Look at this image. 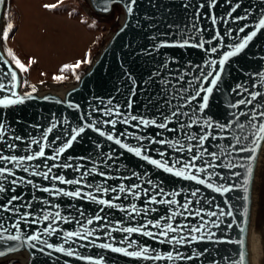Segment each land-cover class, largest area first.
<instances>
[{
	"label": "water",
	"instance_id": "obj_1",
	"mask_svg": "<svg viewBox=\"0 0 264 264\" xmlns=\"http://www.w3.org/2000/svg\"><path fill=\"white\" fill-rule=\"evenodd\" d=\"M10 0H4L0 4V55L14 69L22 81L26 82L27 72H21L16 68L14 61L8 56L4 45L3 32L6 24V14ZM87 8L99 18H106L114 13L116 7H120L122 14L119 22L109 33L105 42L97 53L92 57L91 64H87L77 75L80 80L74 77L64 82H54L46 85L37 86V91L33 93L34 99L25 98L23 103L10 105L7 108L0 106V122L5 124L7 133L3 140H0V149L4 155H16L18 157L31 154L26 149L31 148L33 152L39 151L36 145H30L32 139H40L47 128L52 123L59 122L58 126L48 134V140L53 142V148H45L46 156L51 157L55 154L54 148L62 146L72 134L71 129L82 126V116L88 118V113L93 108H113L119 109L122 113L136 115L149 120H156L158 123L162 119V113L167 115L171 109L165 105L166 99H171L173 94L177 98L173 100V107L176 104H183L179 99V89L189 87L185 81L191 80L194 75H198L200 69L196 65H204L210 59L219 60L222 52L231 49L223 47L220 53L209 55L203 49L194 47H179L184 40L194 36V40L189 43H198L199 40H210L219 31L224 36L223 44L229 45L239 42V39L255 30V25L260 17L264 15V0H217L216 6L208 10V0H137L134 13L131 17L126 14V9L119 0L109 3L110 11L104 12L97 6V0H84ZM240 3L241 7L233 13L235 16H244L246 20L235 21L227 17L235 3ZM190 6L185 8L184 4ZM204 3L205 8L199 9L200 16H196L198 5ZM211 15L218 17L217 23L213 25ZM224 17L225 20H220ZM227 21V22H225ZM196 24V28L192 25ZM244 25H248L245 33L234 31ZM123 29V31H121ZM202 29V31H197ZM227 29H232L231 35L227 34ZM233 37H236L234 40ZM161 42H166V47H157ZM219 41H214L211 45L205 44V49L217 46ZM217 67H219L217 65ZM8 65L0 61V73H7ZM264 73V30L258 33L257 37L249 43L243 53L230 58L225 65V72L219 83V89L214 90L210 97L209 107L202 114L204 118L210 119L214 124H229L233 121V112L249 113V116L240 117V123L245 127L240 129L233 124L230 129L220 133L218 129L201 128L194 125L192 128L181 129L180 124L188 123V117L174 119L169 128L176 131L162 130L154 125L133 127L137 121L130 124L117 123L113 129L110 125H98L102 130L111 132L115 137L121 138L123 143L130 146H137L136 136L144 137V146L149 149L146 153L151 158L167 160L169 166L179 160L174 171L179 170L185 161H189L192 155H200L202 148H195L192 153L177 151L168 144L149 143L150 140H172L180 141L185 145L196 144V141H187L184 137L185 132L202 134L211 132L215 136H224L226 139H212L209 137L205 141L204 148L208 152H216L220 155L219 160H212L207 154L204 159L216 164H227L229 161L235 165L234 168L217 167L214 170L218 175L213 176L209 181L214 186L223 184L225 187L232 186L228 193H217L206 185H200L195 181L177 177L174 173H167L163 169L149 164L140 157L116 145L113 141H108L98 133L87 129L81 134L73 146L67 149L57 161L51 159L37 158L31 162H25L29 172H24L22 168H15L13 164L7 163V167L12 168L16 177H24L25 180H32L33 185L22 183L16 185V192L11 191L0 193V204L6 203L12 195L22 196V201L15 202L19 207L22 203H31V209L20 207L21 213H32L29 220L47 212H60L66 220H58L56 223L57 232L52 236H44L43 239L52 243L55 247L63 246L66 250L73 251V256L65 253L47 249L42 244L37 243L35 248L27 244L20 245L16 250L0 257V263L22 258V264H236L240 259V254H245L244 264H264V139L258 141V146L253 143L256 137L264 135L259 133L260 123H264V118L253 121L255 127L248 124L251 119L250 113L264 111V108H254L252 105H241L233 109L230 103H235L243 93V88L249 91L264 92V87L260 86V75ZM129 74L132 79H129ZM184 76V81L177 83V78ZM10 78L0 74V81H9ZM133 80L135 88H133ZM168 81V84L162 83ZM256 85L253 87V85ZM237 85H242L237 92ZM207 86V85H206ZM19 95L31 92L32 89L18 87ZM135 91V95H133ZM9 95L8 92H0V98ZM203 95V94H202ZM44 97L49 99L45 100ZM14 98V97H13ZM112 100L109 105L108 101ZM132 107L129 108V101ZM260 104L264 105V97L258 98ZM201 101H193L196 107ZM255 103V102H254ZM69 104L79 105V108L70 107ZM189 111L187 107L181 109ZM198 110V109H197ZM104 120L117 119L115 115L105 117L100 112H92L90 119ZM120 119H123L121 117ZM127 132L128 136H120V133ZM255 133V136L253 135ZM20 136L23 139L16 141L12 139ZM240 136L242 139L237 145L233 137ZM59 137V140L55 138ZM243 137H247L244 139ZM15 143V150H9L5 144ZM100 145V147H97ZM226 145L229 147L226 155L222 149ZM240 148H255L254 151H239ZM159 152H164L161 156ZM113 154V159H106L105 154ZM71 157V159H69ZM83 158V159H82ZM65 164L82 165L80 171L74 168H53L50 176L63 175L66 180L80 179V185H69L60 183L57 180H45L41 176H33L31 172L47 171L44 165ZM197 166L203 167L202 161L195 162ZM5 166V162H0V167ZM95 168L96 171L91 170ZM249 169L251 172L249 173ZM192 174H197L195 169L190 170ZM83 173H90L83 175ZM99 173H104L101 176ZM134 173L136 175H134ZM239 173V175H234ZM200 178L207 179L204 173L198 174ZM11 176L8 177L10 181ZM247 180V184H245ZM151 181V183H148ZM133 185H139L134 189L139 196H132L127 192H120L123 186L126 190ZM7 188H12L11 183H6ZM49 187L53 190L63 189L64 191H75L78 188L83 193H91L100 199L108 200L116 207L101 205L93 201L90 197L79 198L69 197L62 194L56 195L46 193L38 189ZM100 187L108 188V192H98ZM115 187L116 192L111 189ZM247 188V192L244 189ZM163 190L162 193L160 190ZM199 189L196 197L191 196V192ZM144 190H148L145 195ZM155 195L157 200H175L176 204L150 203L151 197ZM119 196V199L116 197ZM248 199L245 200L244 197ZM187 200L192 203V215H177L170 220H165L175 211L177 213L184 210L180 205ZM135 204L140 214L131 213V205ZM126 208L127 212L122 210ZM156 209L148 211V209ZM43 209V212H41ZM103 209V211H101ZM200 210V216L195 213ZM232 212L231 216L220 215L221 212ZM215 212L216 216L209 213ZM131 213V215H129ZM103 217L97 221L95 217ZM0 223L9 229L10 234H17V229L12 228V224L19 219L18 215L11 213H0ZM202 217V218H201ZM93 220L92 224L87 221ZM148 220L159 221L162 225L171 223L174 227L183 226V233L186 237L196 236L195 241L182 245L174 246L169 243H161L159 237L153 239L139 233H125L119 230L123 227H137L145 224ZM48 222L40 219L39 223H21L19 233L22 238L26 235L43 232ZM218 225V226H217ZM200 228L201 232L192 231ZM241 228L245 231L241 232ZM154 233L159 229L149 226L148 229ZM93 231V235L87 240L80 237H65L68 232ZM111 232L109 237L108 233ZM5 233V235L9 234ZM208 233H214L212 239L207 238ZM177 235L169 233V236ZM204 239H200L201 236ZM243 240L244 244L237 241ZM110 244L112 247L125 248L128 251L139 250L148 247V255L157 254L166 257L169 252L173 255L178 251L185 257L192 256V259L178 260H153L143 257L126 256L123 252L112 251L111 248H101L100 244ZM132 243L133 247L128 248ZM18 242L8 241L0 244V249L7 246L16 245ZM44 247L43 251L39 249ZM202 253V255H198Z\"/></svg>",
	"mask_w": 264,
	"mask_h": 264
},
{
	"label": "snow or ice",
	"instance_id": "obj_2",
	"mask_svg": "<svg viewBox=\"0 0 264 264\" xmlns=\"http://www.w3.org/2000/svg\"><path fill=\"white\" fill-rule=\"evenodd\" d=\"M4 0H0V4H2ZM62 2V0H61ZM115 2V0H97V6L101 8L102 11L108 12L110 11L108 4ZM120 3L123 4L124 8L126 9V14L128 17H131L134 13V7L137 4V0H119ZM228 3H232V0H227ZM217 4V0H208V10L210 11L213 9ZM58 5L56 4H45L44 7L46 9H54ZM190 5L188 3L184 4V7L187 8ZM198 11L196 13V17L200 16V11L199 9H204L205 4L201 3L198 6ZM241 7L240 3H235L234 6L231 8V10L227 13V17L229 19L235 20V21H240V20H246L247 19V13L244 16H235L233 17V13L237 11ZM210 19L212 20L213 25L217 23L218 17L215 15H211ZM220 20H225L224 17H220ZM227 22V21H225ZM8 29L10 30L13 26L11 24H8ZM193 28H196V24L192 25ZM248 25H244L238 29H235L234 31L238 33H245ZM261 30H264V15H262L258 21V23L255 25V30H252L250 33H247L245 36L239 39V42L234 43V44H229V45H224L223 40L224 36L220 34L219 31L215 32V35L212 37L210 40H205V39H200L198 43H189V40H194V36H190L189 39H186L183 41V43L179 44V47H194V48H199L203 49L206 53L209 55L211 54H217L221 52V49L223 47H227L231 50L229 51H224L222 52V58L219 60L217 59H210L205 62L204 65H196L195 67L200 69L198 75H194L191 80L185 81L189 85V87H182L180 88L179 91V99L183 101V104H176L174 107L173 105V100L177 98L176 94H173L171 99H166L165 100V105L171 109L170 113L167 115H162L161 121L158 123L156 120H149L145 119L143 117H138L136 115H131V114H125L119 111V109H113L110 107L107 108H93L91 112L88 113V118L92 117V112H100L103 116L105 117H111L115 115L117 119H104V120H97V119H88L85 118L84 116L81 117L83 124L82 126L78 128H73L71 129V135L67 139V141L59 147L54 148L55 154L52 155L51 157L46 156L45 148H53V142L48 140V134L51 133L59 124V122L52 123L49 128L45 131V133L41 136L40 139H32L29 144L30 145H36L39 147V151L33 152L31 148L26 149V151L31 152V154L25 155V156H16V155H4L3 150L0 149V162H5V166L0 167V193H5L8 191H11L12 193L16 192V185L22 184V183H27L29 185H35L33 184L32 180H25L24 177H16V173L13 171L12 168L7 167V163H11L14 165L15 168H22L24 172H29V168L25 166V162H31L36 160L37 158H44L45 160L51 159L52 161H57L60 157L61 154H63L67 149H70L73 146V142L77 140L81 134L85 133L87 129H91L92 131L98 133L101 137H105L108 141H113L116 145L120 146L121 148L126 149L128 152L133 153L136 157H140L143 160L147 161L149 164L156 166L157 168L163 169L167 173H174L175 176L177 177H182L187 180L195 181L196 183L200 185H206L207 188L212 189L213 191L217 193H228L229 191L232 190V186L225 187L223 184L219 186H214L213 183H210L209 181L213 178V176L218 175L213 172H209V169H215L217 167H229V168H234L237 167L238 165H235L231 163L230 161L227 164H216L212 163L209 160L204 159V155L207 154L208 157H210L212 160H219L220 155L216 152H208L207 148H204L205 141L211 137L212 139H226L224 136H215L211 132H206L202 134H197V133H192V132H185L184 137L187 141H196V144L189 143L187 148L185 149V145L181 144L180 141H172V140H155L152 139L149 141V143H157V144H168L170 147L176 149L177 151H187L188 153H192L195 148H202L203 151L200 153V155H192L191 159L189 161H185L182 165V167L179 170L174 171V168L177 163H180L179 160L175 161L172 166H169L167 160H158L151 158L149 155L146 153L149 151L148 148L144 146L142 141L145 139L144 137L136 136L135 139L138 141L137 146H130L127 143H123L121 138L115 137L113 133L111 132H106L102 130L101 127L98 125H104V126H111L113 129L117 125V123L122 122L125 124H130L131 121H137L138 123L136 125H132L133 127H139L140 125L143 126H149V125H154L155 127L162 129V130H168V131H176V129L169 128V124L176 118L179 117H188L189 122L188 123H182L180 124L181 129L185 128H192L194 125H198L201 128H207V129H214V124L210 119H206L203 117V113L205 110L209 107L210 104V97L212 96L214 90L219 89V83L222 79V73L225 72V65L226 63L230 60V58L236 57L239 54L243 53L244 50L249 46V43L253 41L255 37H257L258 33L261 32ZM123 31V29H121ZM197 31H202V29H197ZM227 34L231 35L233 30L232 29H227ZM9 38V32L4 31L3 32V39L7 41ZM235 40L236 37H233ZM214 41H219L220 43L217 44V46L210 47L205 49V44L211 45ZM169 46L167 45L166 42H161L160 45L157 47H166ZM8 56L12 58V61H14L16 68H18L21 72H27L28 67L16 56V54L12 51V49L7 50ZM91 54L86 53L85 58L83 60H78L76 61L75 64H66L61 68V72H64L65 70L71 69L75 72L76 69H79L82 65L84 64H91ZM0 61L3 62L4 65H8L9 70L7 73H0L2 75H5L10 78L9 81H0V92H8L9 95L4 96L3 98H0V106L7 108L10 105H16L23 103L25 98L28 99H34L35 97L33 96V93L37 91L35 85H30L32 91L31 92H26L23 95H19L16 91L18 87H23L26 82L22 81V79L18 76L17 72L11 68L9 65V62L7 60L3 59V56L0 55ZM36 61L34 59L29 60V64H35ZM217 65L219 67H217ZM260 75V86L264 87V73L259 74ZM68 77L67 76H62V75H57L54 76L53 79L57 82H61L63 80H66ZM76 80H80V76L76 75L75 76ZM129 79H132L130 74H129ZM180 81H184V76H180L177 78V83ZM162 83L168 84V81H163ZM207 85V86H206ZM256 85L254 84L253 87ZM243 87L242 85H237L236 89H232L233 92H237L238 89ZM133 88H135V81L133 80ZM243 92H247V96H243V93H238L242 96L241 99H239L235 103H230L229 107L236 109L239 108L241 105H252L254 108H264V105L260 104L258 98L264 97V92L261 91H249L248 88H243ZM135 95V91L132 93ZM203 94V95H202ZM14 97V98H13ZM45 100L49 99L48 97H44ZM201 101L196 107H193V101ZM255 102V103H254ZM108 104H112V100L108 101ZM70 107L79 108V105H72L69 104ZM128 107H132V102L131 100L129 101ZM187 107L189 111H182L181 109ZM198 109V110H197ZM232 116L234 117L233 121L230 122L229 124H216L215 129H218L220 133H223L226 131V129H230L233 124L238 125L240 129H243L245 125L243 123H240V117L245 116L246 118L249 116V113H244V112H233ZM251 119L248 120V124L251 125L252 127H255V124H253V121L258 120L259 118H264V111H259V113L252 111L250 113ZM123 117V119H120ZM214 129V130H215ZM259 133H264V123H260L259 128H258ZM7 133V129L5 127V124L3 122H0V140H3L4 136ZM129 134L127 132L120 133V136H128ZM255 136V133L253 134ZM244 139H247V137H243ZM12 139L16 141H20L23 138L20 136H15ZM56 140H59V137L55 138ZM233 139L236 140V144L238 145L240 143V140L242 137L236 136L233 137ZM264 139V135L256 137V139L253 141L256 146H258V141ZM5 146L9 150H15L17 145L15 143H6ZM97 147H100V145H97ZM232 147L234 148V145H226L222 151L226 155H231L230 152H228V148ZM255 148L248 149V148H240L239 151H254ZM159 154L163 157L165 156L164 152H159ZM106 159L112 160L113 159V154L107 153L105 154ZM71 159V157H69ZM83 159V158H82ZM196 161H202V164L204 165L203 167H199L196 165ZM44 167L47 168V171H36L33 170L31 172V175L33 176H41L45 180H57L60 183L64 184H69V185H80L81 180L80 179H70L66 180V178L63 175L60 176H50V173L52 172L53 168L57 167H62V168H74L75 171L79 172L82 165H73L71 163H65V164H56L53 163L51 165H44ZM191 169H195V172L197 174H192L190 171ZM92 172H95L96 169L93 168L91 170ZM251 172V169H249V173ZM204 173L207 177V179L200 178L198 174ZM90 173H83V175H88ZM101 176L105 175L104 173H99ZM134 175H136L134 173ZM234 175H239V173H234ZM11 176L12 179L9 181L8 177ZM247 180H245V184H247ZM6 183H11L13 185L12 188H7ZM148 183H151V181H148ZM140 187L139 185H133L129 189H125L123 186L119 188L120 192H127L128 194L132 196H139L138 192H135L134 189ZM40 191L46 192V193H53L56 195L62 194L64 196H69V197H79V198H87L90 197L93 201L98 202L101 205H106L109 207H116V205L112 204L108 200L100 199L97 201L96 197L93 196L91 193H83L81 189H77L75 191H64L63 189H55L53 190L52 188L49 187H43L38 189ZM98 192H108L109 189L105 187H100L96 189ZM112 192H116L117 189L113 187L111 189ZM162 189L160 192L162 193ZM245 192H247V188L244 189ZM148 190H144L145 195H147ZM199 193V189L196 191L191 192L192 197H196ZM116 199H119V196L116 197ZM245 200L248 199L247 196L244 197ZM17 201H22V196L20 195H12L10 199L4 203L0 204V213H11L19 216V219L16 220L12 224V228L17 229V234H10L9 229L4 226L3 223H0V244H6L8 241L12 242H18L16 245H11L7 246L5 249H0V257L6 256L8 253L16 250V248L20 245L27 244L31 248H35L37 243L42 244L44 247L47 249H53L55 246L52 243H49L47 240L43 239L44 236H52L57 232L56 228V223L58 220H66V218L62 217L60 212H47L46 214L42 215V217H37L29 220V217H31L33 214L28 212V213H21L20 212V207H27L31 209L32 205L31 203H22L19 207L16 206L15 202ZM150 203H164V204H176L177 201L175 200H157L156 196L153 195L149 201ZM192 203L191 200H187L184 204L180 205V207L184 210L183 212H173L171 216L166 217L165 220H170L173 217L180 215L183 216L185 214L191 216L192 209L189 207V205ZM127 212V209L124 208L122 209ZM156 209H148V211H155ZM103 211V209H101ZM41 212H43V209H41ZM131 213H135L137 215L140 214V210L137 209L136 205L133 204L131 205ZM129 213V215H131ZM197 216H200V210H197L195 213ZM211 216H216L217 213L211 212L209 213ZM220 215H228L231 216L232 212L229 211L227 213H224L223 211L220 213ZM202 218V217H201ZM2 219V217H0ZM40 219L43 221L48 222V225L46 228H44L43 232H37L36 234L32 235H26L22 238V236L19 233L20 229V224L23 223H39ZM97 221L102 220L103 217L97 216L95 217ZM88 224H92L93 220L89 219L87 221ZM149 226L155 229H159V232H153L151 230H145L148 229ZM218 226V225H217ZM113 230H119L125 233H139L142 234L146 237H150L153 239H157L159 237H163V239H160L161 243H169L172 244L175 248L177 245H182L186 241L190 243L191 241H195L197 239L196 236H191V237H186L185 235H182L183 233V226H178L174 227L171 223H165L161 224L159 221H152L148 220L145 224L137 227H123L120 229H113ZM192 231L195 232H201L200 228H195L192 229ZM245 231L244 228H241V232ZM5 233H9L5 235ZM169 233H176L177 235L169 236ZM93 235V231H85L83 233L80 232H68L66 237H65V243L68 242V237H73L77 236L80 237L83 240H87L89 236ZM109 237L111 236V232L108 233ZM214 233H208L207 238L212 239L214 236ZM205 236H201L200 239H204ZM236 243L238 244H244L243 240L237 241ZM44 247H41L39 250L43 251ZM99 247L101 248H111L112 251L115 252H123L124 255L126 256H132V257H143L145 259H153V260H161V259H167V260H178V259H192V256H187L185 257L182 253L176 252L175 255H173L172 252H169L166 257H162L161 255L157 254L155 256H150L148 255L150 249L148 247H143L139 248V250L135 251H128L125 248H119V247H112V245L104 243L100 244ZM133 244L129 243L128 248H132ZM55 251L65 253L68 256H73L74 253L70 249H65L62 245L55 247ZM202 255V253L198 254ZM245 261V254L241 253L240 254V259L236 264H244ZM97 264H100L99 261H97Z\"/></svg>",
	"mask_w": 264,
	"mask_h": 264
},
{
	"label": "rangeland",
	"instance_id": "obj_3",
	"mask_svg": "<svg viewBox=\"0 0 264 264\" xmlns=\"http://www.w3.org/2000/svg\"><path fill=\"white\" fill-rule=\"evenodd\" d=\"M14 2L20 7V15L17 17L13 2L10 0L4 29L9 32V38L7 41L4 40V45L6 50L12 49L28 67L25 89H31L30 85L37 87L57 82L53 79L57 75L68 77L61 82L71 80L87 65H82L75 72L71 69L61 72L64 65L70 64L67 62L68 58L75 56L76 61L85 58L84 53L80 52L84 40L76 27L77 21L95 35L94 45L91 51L89 49L87 52L91 54L90 58L92 59L117 25L122 14L121 8L116 7L111 16L96 17L87 8L84 0H62V2L61 0H14ZM45 4L58 6L54 9H46ZM74 17L78 20H72ZM17 18L25 21L28 32L27 35H24L25 40L27 39L25 51L20 50L13 40L12 31L17 25ZM8 24L13 26L10 30L7 27ZM31 59H34L36 63L29 64ZM41 66L49 69L42 70L44 68ZM0 264H22V262L17 258Z\"/></svg>",
	"mask_w": 264,
	"mask_h": 264
},
{
	"label": "crops",
	"instance_id": "obj_4",
	"mask_svg": "<svg viewBox=\"0 0 264 264\" xmlns=\"http://www.w3.org/2000/svg\"><path fill=\"white\" fill-rule=\"evenodd\" d=\"M12 2H13V7H14V9L17 13V17H18V15H20V7L16 2H14V0H12ZM72 20L76 21L78 19L74 17V18H72ZM78 22L79 21H77V23H75V24H76L77 29L81 33L82 39L84 40V41L82 40L83 43H82V47L80 48V52L84 53L83 55H85L87 52H89V49L91 51V48L93 47L94 42H95V35L91 30L87 29L80 22H79L80 24ZM27 33L28 32H27L26 27H25V21L22 19L19 20V18H17V25H16V29H15V32L13 35V40L17 44L18 48L22 51H25V49H26L27 39L25 40L24 35H27ZM67 62H69L70 64L76 63L75 56L73 58H68ZM41 67H43V66H41ZM48 69L49 68L47 67V68H44L42 70H48Z\"/></svg>",
	"mask_w": 264,
	"mask_h": 264
},
{
	"label": "trees",
	"instance_id": "obj_5",
	"mask_svg": "<svg viewBox=\"0 0 264 264\" xmlns=\"http://www.w3.org/2000/svg\"><path fill=\"white\" fill-rule=\"evenodd\" d=\"M15 29H16V25L13 28L12 35H14Z\"/></svg>",
	"mask_w": 264,
	"mask_h": 264
},
{
	"label": "bare ground",
	"instance_id": "obj_6",
	"mask_svg": "<svg viewBox=\"0 0 264 264\" xmlns=\"http://www.w3.org/2000/svg\"><path fill=\"white\" fill-rule=\"evenodd\" d=\"M18 259L23 263L24 260L22 258H18Z\"/></svg>",
	"mask_w": 264,
	"mask_h": 264
},
{
	"label": "built area",
	"instance_id": "obj_7",
	"mask_svg": "<svg viewBox=\"0 0 264 264\" xmlns=\"http://www.w3.org/2000/svg\"><path fill=\"white\" fill-rule=\"evenodd\" d=\"M50 83H54V82H50Z\"/></svg>",
	"mask_w": 264,
	"mask_h": 264
}]
</instances>
